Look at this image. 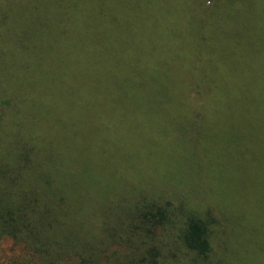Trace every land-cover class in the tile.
<instances>
[{"label": "trees", "instance_id": "1", "mask_svg": "<svg viewBox=\"0 0 264 264\" xmlns=\"http://www.w3.org/2000/svg\"><path fill=\"white\" fill-rule=\"evenodd\" d=\"M106 1L0 0V125L42 156L61 188L12 190L0 203V230L13 237L30 225L54 255L75 243L87 251L92 194L126 191L151 201L126 224L145 250L135 264H160L155 240L171 239L172 223L196 263L221 247V264H264V34L249 33L264 26V0ZM209 51L231 63L228 75L213 79ZM31 94L46 98L44 139L25 119ZM34 155L17 161L15 153L0 173L41 180Z\"/></svg>", "mask_w": 264, "mask_h": 264}, {"label": "rangeland", "instance_id": "2", "mask_svg": "<svg viewBox=\"0 0 264 264\" xmlns=\"http://www.w3.org/2000/svg\"><path fill=\"white\" fill-rule=\"evenodd\" d=\"M107 5H110V0L106 1ZM106 17L108 19L113 18L114 16L111 13V9H106ZM221 23H225V19L221 18ZM142 27V26H141ZM264 34V26L261 23L255 25V28L249 30L250 34ZM205 61L207 62L209 73L212 75L213 79H219L224 75H228L229 69L232 66L230 62H226L222 57H217L214 54H211L210 51L205 55ZM35 87V84L32 83ZM173 86V84H172ZM162 87L159 85L157 88ZM167 87V86H166ZM163 87V88H166ZM36 88V87H35ZM127 89V84L124 83V90ZM164 97L175 99L176 94L167 89L164 91ZM39 102H35L32 99V94L26 100L25 110L27 117L26 120L30 121L32 131L34 135L39 139H44L43 132L47 128L48 116L44 111L45 107V97L40 96ZM64 105L66 100L62 102ZM64 112V107L61 108ZM217 120L224 121L226 120V114L217 115ZM72 121L75 120V116L72 115ZM19 121V120H18ZM18 121H15L17 124ZM10 124V123H8ZM25 124V122H24ZM64 123L60 122L59 125ZM22 125V124H20ZM6 125H0V163H5L6 166L14 164L15 162V153L18 155L20 153H26L29 159L37 161L38 169L45 171L44 176L39 181H32L26 178L14 175L12 173H0V203L4 199V196L12 192V190H21L22 193L31 192H45V189H48V193H57L61 192V188L58 187L57 181H55L53 173L51 170L46 167L42 162V156L37 153L27 151L28 149L20 142L16 140H11L7 138L8 132L5 129ZM110 127V126H109ZM111 128V127H110ZM113 136H116L113 134ZM70 138L71 145L75 142L76 136L71 134L67 136ZM60 150V146L57 147ZM92 149L94 150V143L92 144ZM2 151V152H1ZM5 155V157H3ZM65 159L69 160L70 157L67 156ZM95 159L99 162L107 163L108 158L105 155H96ZM184 159L183 157L181 158ZM86 167L90 170L91 165L89 162L86 164ZM187 168V166H185ZM234 169V170H233ZM94 167V172L100 174ZM234 172V163L233 166L229 169ZM110 174V171H109ZM212 175L207 177L206 181L212 179ZM136 176L130 177V179H136ZM16 180V183L13 185V181ZM37 186H40L39 189L34 190ZM124 195H107V194H92V204L90 205L93 210L95 217H90L87 220L88 224L92 225L91 234H85L83 232L82 236L86 239L88 245V250L83 251L80 249L81 243L70 244L73 245L70 249L66 250L64 247L60 249V253L54 255L53 247L49 243L45 248L44 240H40L38 237L33 236L36 233V230L29 225V231L24 230L22 227H19L17 230L11 232L13 237L9 236L7 233H3L0 230V264H80L82 261L91 263L93 261H99L101 264H135L141 260L145 255L144 247L140 244L138 234L135 233L131 235L130 232H127L129 229L126 228V224L130 222V219L136 223L133 215L136 211L140 209L147 203L151 201L142 202V199L136 198L130 193L124 191L121 192ZM132 198V199H131ZM52 212L63 211L60 207L47 208ZM124 221V230H120L119 222L120 220ZM169 221V219H168ZM175 224V223H172ZM171 224V229L173 236L171 239L167 240L165 237H162V240L157 244L155 240V250L158 254L157 259L160 264H221L223 263V254L225 251L221 247H215L216 251H213L212 257H210L209 262L196 263L192 261L193 253L191 251H184L176 243L178 241V235L180 234V227L178 225ZM96 228L98 229V235L94 236ZM179 228V229H178ZM124 231V241H121L117 238L120 233ZM52 233L65 232V229L54 228L51 231ZM78 242H81L79 237ZM214 247V246H213ZM39 248H45L46 251H40ZM47 252V253H45ZM199 261V260H197Z\"/></svg>", "mask_w": 264, "mask_h": 264}]
</instances>
